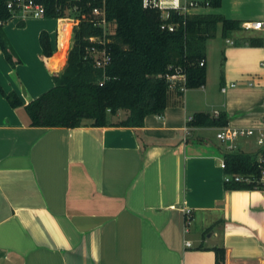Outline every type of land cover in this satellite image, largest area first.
<instances>
[{
    "label": "crops",
    "instance_id": "obj_1",
    "mask_svg": "<svg viewBox=\"0 0 264 264\" xmlns=\"http://www.w3.org/2000/svg\"><path fill=\"white\" fill-rule=\"evenodd\" d=\"M206 12L239 26L222 36L217 23L204 41V84L169 88L163 110L138 126L115 124L125 109L107 112L104 125H28L22 105L53 85L39 32L59 72L70 31L61 57L64 18L1 23L13 62L0 50V88L22 104L0 93V264H214L213 246L224 248L222 264H264V185L226 189L220 165L230 150L258 158L254 136L226 143L215 136L221 125L187 123L194 111H222L225 125L264 126V0H219L187 13ZM258 19L261 28L241 25Z\"/></svg>",
    "mask_w": 264,
    "mask_h": 264
},
{
    "label": "trees",
    "instance_id": "obj_2",
    "mask_svg": "<svg viewBox=\"0 0 264 264\" xmlns=\"http://www.w3.org/2000/svg\"><path fill=\"white\" fill-rule=\"evenodd\" d=\"M43 4L44 16H66L71 10L77 22L70 29V44L63 68L52 69L48 35L41 30L38 35L41 47L40 58L53 79V85L22 105L27 124L32 126L81 125L89 119L91 125L107 123L106 113L117 109L127 110L116 125L138 126L148 113H160L166 105L169 88L165 74L182 73L184 87H197L205 82V65L198 60L204 58V41L214 36L216 24H220L222 36L237 28L236 19L226 18L220 13L179 14L172 10L161 18L155 7H143L141 0H38ZM217 6L219 0H208ZM92 7H101L105 21H114V29L106 34L103 43L89 37L102 36L101 26L94 23L90 13ZM10 17L5 0H0V50L11 59L8 41L1 23ZM66 19L60 21V55L66 47L68 26ZM174 22L172 30L160 28L161 22ZM249 45H262L261 37H249ZM104 48L109 61L103 67L93 64L89 50ZM222 59V58H221ZM222 62H220L221 66ZM222 70H219V76ZM179 92V91H178ZM0 93L12 107L21 105L13 92ZM189 125H225L224 112L211 116L194 111ZM223 171L230 176L224 180L226 189L262 188L259 180L260 166L256 154L241 150L223 153ZM240 174L247 180H235L231 176ZM214 264H222L224 248L213 246Z\"/></svg>",
    "mask_w": 264,
    "mask_h": 264
},
{
    "label": "built area",
    "instance_id": "obj_3",
    "mask_svg": "<svg viewBox=\"0 0 264 264\" xmlns=\"http://www.w3.org/2000/svg\"><path fill=\"white\" fill-rule=\"evenodd\" d=\"M208 4V0H178V7L172 6V0H141V5L143 7H155L159 10L161 18H166L169 14V11L172 10L179 14H186L188 10L192 7ZM5 6L10 13V17L15 16L19 19L25 18L27 15H31L33 17H41L44 16V7L43 4L38 0H5ZM92 18L94 19V23L101 26L102 28V36L99 37H89L92 40H96L97 42L103 43L107 40L104 33V24L105 20L103 17V10L101 7H92L90 11ZM58 19L64 18L69 23L68 32L71 27L76 24L77 19L73 15L66 16H57ZM262 20H247L241 23L244 28H261L263 26ZM160 28H166L168 30H172L175 28L176 23L174 22H161ZM89 52L93 54V64L97 67H103L109 61V55L105 51L104 48H94L92 47ZM204 63L203 58L198 60V64L201 65ZM167 87L173 88L176 87L179 90L184 88V76L182 73L173 72L170 74H165ZM216 114V111H214ZM187 119H190V115L187 116ZM215 136L222 141H229L237 136H254L256 144L259 146V156L257 158L258 161H261L264 155V126L255 130L252 127H243V126H228L222 125L215 132ZM220 165L223 167V161L221 160ZM235 180H247V176H242L240 174H233L231 176ZM230 176L224 174V180L229 179ZM259 180L264 184V161L260 166V176ZM183 213L186 215L185 222L187 221V216L189 214L190 209L187 207L182 208ZM188 243V241H185Z\"/></svg>",
    "mask_w": 264,
    "mask_h": 264
},
{
    "label": "rangeland",
    "instance_id": "obj_4",
    "mask_svg": "<svg viewBox=\"0 0 264 264\" xmlns=\"http://www.w3.org/2000/svg\"><path fill=\"white\" fill-rule=\"evenodd\" d=\"M66 12H67L68 15H73L72 9L70 11L69 10H66ZM25 17H31V15H27ZM47 17L52 18L53 22H55V24H56L55 17H53V16H47ZM65 25L69 26V23L66 21L65 22ZM113 29H114V21H112V20L105 21V24H104V33L105 34H109V33H111L113 31ZM53 34H52V36H53ZM219 142H220V144H223L224 143L222 141H219Z\"/></svg>",
    "mask_w": 264,
    "mask_h": 264
},
{
    "label": "clouds",
    "instance_id": "obj_5",
    "mask_svg": "<svg viewBox=\"0 0 264 264\" xmlns=\"http://www.w3.org/2000/svg\"><path fill=\"white\" fill-rule=\"evenodd\" d=\"M172 6L178 7V0H172Z\"/></svg>",
    "mask_w": 264,
    "mask_h": 264
},
{
    "label": "water",
    "instance_id": "obj_6",
    "mask_svg": "<svg viewBox=\"0 0 264 264\" xmlns=\"http://www.w3.org/2000/svg\"><path fill=\"white\" fill-rule=\"evenodd\" d=\"M228 141L226 140V143H227Z\"/></svg>",
    "mask_w": 264,
    "mask_h": 264
},
{
    "label": "bare ground",
    "instance_id": "obj_7",
    "mask_svg": "<svg viewBox=\"0 0 264 264\" xmlns=\"http://www.w3.org/2000/svg\"><path fill=\"white\" fill-rule=\"evenodd\" d=\"M67 31H68V29H67Z\"/></svg>",
    "mask_w": 264,
    "mask_h": 264
}]
</instances>
